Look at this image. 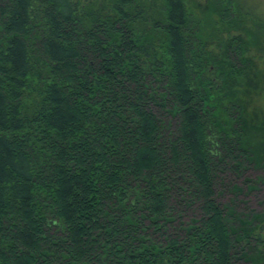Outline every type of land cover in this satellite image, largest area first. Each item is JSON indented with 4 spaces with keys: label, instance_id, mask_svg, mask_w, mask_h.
<instances>
[{
    "label": "trees",
    "instance_id": "obj_1",
    "mask_svg": "<svg viewBox=\"0 0 264 264\" xmlns=\"http://www.w3.org/2000/svg\"><path fill=\"white\" fill-rule=\"evenodd\" d=\"M91 1L0 0V264H264L254 14L208 46L186 0Z\"/></svg>",
    "mask_w": 264,
    "mask_h": 264
},
{
    "label": "rangeland",
    "instance_id": "obj_2",
    "mask_svg": "<svg viewBox=\"0 0 264 264\" xmlns=\"http://www.w3.org/2000/svg\"><path fill=\"white\" fill-rule=\"evenodd\" d=\"M93 1L94 0L91 2ZM97 1L101 0H95L94 3ZM220 1L221 0H186L189 8L196 10L203 17L201 34L206 39L208 46L213 45L217 41L214 35L222 37V35L226 34L228 27L219 26L216 30L212 28V21L218 20L216 11H213L214 13L207 19V24L204 19L207 15V10L210 9L211 6H216ZM238 2H240L243 10L249 11L250 15L251 13L254 14L253 16H249L250 19H244L241 25H243V27H248V25L253 27L256 23L255 36L263 44L264 20L261 19H264V0H238ZM233 26L235 25L233 24ZM245 29L243 28L241 31L247 33ZM238 32L240 31L238 30ZM256 61L258 63V68L255 70L254 75L252 74L246 77L248 80L255 81V87L250 88V86L243 84L237 86L236 89L239 90L238 93L241 94L242 97L248 100L249 109L244 114V121L246 123L245 128H247L253 143L256 144V150L259 152L262 147L264 149V50L261 52V59L257 58ZM246 66L249 69L253 68L249 64ZM245 176L248 180L246 182L243 181V178L232 179L236 185L242 188V192L236 197L237 207L239 210L243 211L246 210L245 208H249L253 211H260L263 208L261 202L264 201V169H251L245 173ZM230 198H232V193L225 191L221 195L220 201L225 203L228 202ZM238 264H243V262H238Z\"/></svg>",
    "mask_w": 264,
    "mask_h": 264
}]
</instances>
